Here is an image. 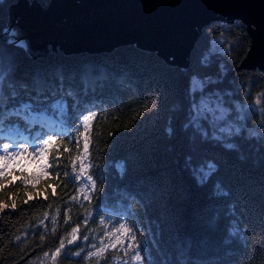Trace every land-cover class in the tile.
<instances>
[{
    "label": "trees",
    "instance_id": "trees-1",
    "mask_svg": "<svg viewBox=\"0 0 264 264\" xmlns=\"http://www.w3.org/2000/svg\"><path fill=\"white\" fill-rule=\"evenodd\" d=\"M18 1L0 0V50L10 53L4 91L27 89L33 100L68 107L63 114L50 107L51 123L43 117L34 124L19 121L14 134L6 122L0 134V155L4 143L17 142L33 154L30 145L44 146V172L50 173L3 171L0 264H88L73 253L52 255L85 217L91 224L104 218L133 227V244L146 245L153 264H264V71L246 64L252 37L245 23L212 21L184 62L137 43L31 55L5 35ZM33 1L42 9L50 2L27 0ZM193 76L204 81L201 89L192 91ZM198 94L230 108L257 102L260 110L251 108L239 131L216 137L194 113ZM81 113L90 119L85 130ZM48 136L50 147L43 143ZM85 136V175L95 180L90 201L76 179ZM207 163L216 171L201 184L193 168Z\"/></svg>",
    "mask_w": 264,
    "mask_h": 264
},
{
    "label": "water",
    "instance_id": "water-1",
    "mask_svg": "<svg viewBox=\"0 0 264 264\" xmlns=\"http://www.w3.org/2000/svg\"><path fill=\"white\" fill-rule=\"evenodd\" d=\"M242 20L252 43L246 64L264 71V0H50L13 6L8 40H23L31 55L104 52L137 43L184 62L203 27Z\"/></svg>",
    "mask_w": 264,
    "mask_h": 264
},
{
    "label": "rangeland",
    "instance_id": "rangeland-1",
    "mask_svg": "<svg viewBox=\"0 0 264 264\" xmlns=\"http://www.w3.org/2000/svg\"><path fill=\"white\" fill-rule=\"evenodd\" d=\"M12 13L13 10L11 16ZM169 56L172 57V53ZM9 63L10 53L8 49L0 50V70L1 68L3 72L8 70ZM191 81L192 91L201 89L204 84V81L196 76H193ZM234 105L233 108H230L217 97L198 94L193 108L195 115L206 119L214 136L224 137L240 130L241 125L245 124L246 115L248 116L251 108L260 110L257 107V102L255 104L235 102ZM89 121L90 119H88V123ZM48 122H52L50 117H48ZM88 123L87 125L83 124L84 130L87 129ZM251 131L254 132L255 129L251 128ZM3 151L6 160L2 163V171L19 167L39 175L46 168L47 162L41 157V152H45L42 145H39V150L34 154L27 152L25 147L17 148V151L12 155L8 154L10 149L7 151L4 149ZM82 165H88L87 152L84 149L78 161V175L82 177L80 191L84 195L90 193L91 181H88L85 175L87 167L81 172ZM82 224L79 228L78 238L72 245L67 244L68 239H71L69 233L63 238L65 248L61 250L62 252H79L88 264H141V258L133 259L136 246L133 244L131 236L124 234L125 226L122 228L121 226L110 225L104 218H97L96 223L92 224L84 222V218H82ZM84 235L88 236L87 240L83 238ZM114 243L115 248L113 247ZM89 252L95 255L89 257ZM107 252H110V254L106 255Z\"/></svg>",
    "mask_w": 264,
    "mask_h": 264
},
{
    "label": "snow or ice",
    "instance_id": "snow-or-ice-1",
    "mask_svg": "<svg viewBox=\"0 0 264 264\" xmlns=\"http://www.w3.org/2000/svg\"><path fill=\"white\" fill-rule=\"evenodd\" d=\"M5 35H8V33H5ZM10 35L13 37V39L10 40L9 43L16 44V46L21 49L26 47L23 40H20L18 44L16 43L15 37L17 34L15 32H12ZM4 80H5V77H4L3 71L0 70V134L3 133L6 122H9L8 128H9L10 134H14L15 132L19 130V121L21 120L29 124H34V123H39V120L41 117L48 118V112H49L50 107L60 112L61 114L67 111L68 106L65 102L56 101L54 104L48 105L39 96L35 100H33L31 93H28L27 89H25L24 92H21L13 88L10 93H5ZM34 112L38 113L39 115L33 116L32 114ZM92 115L95 116V113H93ZM81 116L83 117L82 123L87 125L89 117L83 116V113H81ZM13 120H15L16 123H11V121ZM197 126L199 127V124H197ZM170 131L171 129H169V132ZM40 138L43 139V137H40ZM52 139H53L52 136H48L46 140H43V143L45 144L46 147L51 146L49 144V141H52ZM17 147H18L17 142H9V143L3 144V148L6 151L10 149L8 153L9 155H12L15 151H17ZM30 147H32L34 151L39 150L38 144H32L30 145ZM227 147L231 148L233 147V145H227ZM84 151L85 152L88 151L87 136H85ZM41 157L47 160V155L45 152H41ZM5 160H6V157L3 155H0V162L5 161ZM189 163H191V161H189ZM89 166L90 165H82L81 172L84 171L85 167H89ZM116 167L118 170L121 171V173H123L124 166L122 163H117ZM197 171L199 173V177H198L199 182L203 184L211 178L212 174L215 173L216 166L212 163H207L206 165L200 166L199 169L193 168L194 173H196ZM4 175L5 173L3 171H0V178L4 177ZM44 175L48 176L50 175V173L44 172ZM33 178L36 180L39 179L38 176H35V175L33 176ZM76 179L81 180L82 177L77 176ZM25 180H27V177H25ZM87 180L92 181L93 185H95L94 177L91 174L87 176ZM9 183H11V181H9ZM217 187H219V185H217ZM94 192H95V187L93 186V189H92L93 195L90 196L89 194H84L83 200L90 201L94 199ZM45 199H47V197H45ZM25 203H27V201H25ZM6 207L7 205L3 203L2 201H0V210H3ZM13 207H15L14 203H13ZM84 222H87V217L84 218ZM121 227L123 228L124 226L121 225ZM79 228H80L79 223L77 224V226L71 228V232L69 233V235L71 236V239H68L67 241L68 245H72L74 241L77 240ZM124 234L131 236L132 240H136L135 229L133 227L130 226V227L125 228ZM83 238L87 240L88 236L84 235ZM121 243L123 242L121 241ZM113 247L114 248L116 247L115 243L113 244ZM64 248H65V243L63 242V240H61L59 247H57L55 252L52 253L53 257L55 258L56 255L59 254L61 250ZM45 255H48V253H45ZM79 255H80L79 252H73V256H79ZM88 255L89 257H91L95 254L92 252H89ZM137 257L141 258V264H144L145 260H147V264H153V262L150 259H148L146 255V245L139 244V242H137L136 244L133 259H136Z\"/></svg>",
    "mask_w": 264,
    "mask_h": 264
},
{
    "label": "bare ground",
    "instance_id": "bare-ground-1",
    "mask_svg": "<svg viewBox=\"0 0 264 264\" xmlns=\"http://www.w3.org/2000/svg\"><path fill=\"white\" fill-rule=\"evenodd\" d=\"M234 21H240L238 18H236Z\"/></svg>",
    "mask_w": 264,
    "mask_h": 264
},
{
    "label": "built area",
    "instance_id": "built-area-1",
    "mask_svg": "<svg viewBox=\"0 0 264 264\" xmlns=\"http://www.w3.org/2000/svg\"><path fill=\"white\" fill-rule=\"evenodd\" d=\"M225 23H227V22H225ZM228 24V23H227Z\"/></svg>",
    "mask_w": 264,
    "mask_h": 264
}]
</instances>
